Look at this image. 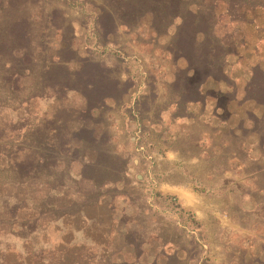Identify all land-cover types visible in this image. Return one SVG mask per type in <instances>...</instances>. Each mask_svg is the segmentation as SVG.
Returning <instances> with one entry per match:
<instances>
[{
    "label": "rangeland",
    "instance_id": "obj_1",
    "mask_svg": "<svg viewBox=\"0 0 264 264\" xmlns=\"http://www.w3.org/2000/svg\"><path fill=\"white\" fill-rule=\"evenodd\" d=\"M52 4L74 28L77 59L70 69H81L91 50L110 62L122 83L135 84L124 106L108 103L101 124L109 125L114 152L129 160V168L95 197L78 164L61 191L35 182L24 189L0 183V264H264V108L244 102L252 70L264 71V10L244 13L235 54L226 63L231 83L210 80L202 87L204 94L234 93L228 112L216 110V100L208 97L206 107L189 105L188 117L173 120L170 88L177 70L186 67L167 50L173 31L156 38L146 19L137 30H120L103 51L94 43L90 4L82 12L63 0ZM42 13L41 6L26 12L34 20ZM60 45L54 42V48ZM30 94L0 102V145H12L17 133L7 127L11 122L44 128L63 108L77 110L84 103L69 93L63 100L20 104ZM151 94L156 98L150 119L131 118L125 106ZM17 153L31 155L29 148ZM93 158L88 153L86 159ZM74 181L80 184L69 188ZM133 233L141 255L127 243Z\"/></svg>",
    "mask_w": 264,
    "mask_h": 264
},
{
    "label": "trees",
    "instance_id": "obj_2",
    "mask_svg": "<svg viewBox=\"0 0 264 264\" xmlns=\"http://www.w3.org/2000/svg\"><path fill=\"white\" fill-rule=\"evenodd\" d=\"M52 1L0 0V102L7 97L23 96L27 91L31 96L22 100V105L31 99L63 100L69 93H76L84 100L83 107L63 108L44 128L11 122L7 127L17 134L13 135L12 145H0V169H4L0 173H5L0 176V183L8 181L12 187L24 189L35 182L50 191H61L69 183L72 164H78L81 180L89 183L94 197L100 196L103 188L125 177L129 168V160L114 152L109 125L102 129L101 124H106L108 103L124 106V98L135 84L130 80L122 83L110 62L97 59L91 50L81 60V69H70L68 64L77 59L71 42L74 28ZM63 2L79 7L81 12L85 4H90L94 43L103 51L120 30H137L146 19L156 38L173 31L167 50L175 62L186 63L185 68L177 70L170 88L173 120L188 117L189 105L206 107L208 97L216 100V110L228 112L234 93L204 94L202 87L210 80L231 83L226 63L235 54L234 37L245 23L244 13L264 10V0ZM38 6L43 10L39 20L27 16L29 8ZM56 40L61 44L58 49L54 48ZM244 91V102H255L264 108V71L254 68ZM155 98L152 94L138 97L132 107L125 106L128 115L140 123L149 120ZM73 122L77 124L74 129L70 125ZM260 143L264 146V133L260 134ZM25 148L30 149L31 155L19 157L17 152ZM14 149L17 152L12 154ZM88 153L94 155L92 160L86 159ZM78 183H70L69 188ZM17 205L14 208L18 212ZM135 236L128 234L126 240L141 255V244Z\"/></svg>",
    "mask_w": 264,
    "mask_h": 264
},
{
    "label": "crops",
    "instance_id": "obj_3",
    "mask_svg": "<svg viewBox=\"0 0 264 264\" xmlns=\"http://www.w3.org/2000/svg\"><path fill=\"white\" fill-rule=\"evenodd\" d=\"M178 193H180L183 196H187L188 195V192L186 190H180V191H178Z\"/></svg>",
    "mask_w": 264,
    "mask_h": 264
},
{
    "label": "built area",
    "instance_id": "obj_4",
    "mask_svg": "<svg viewBox=\"0 0 264 264\" xmlns=\"http://www.w3.org/2000/svg\"><path fill=\"white\" fill-rule=\"evenodd\" d=\"M140 150H141V151H143L144 149H143V148H141Z\"/></svg>",
    "mask_w": 264,
    "mask_h": 264
}]
</instances>
